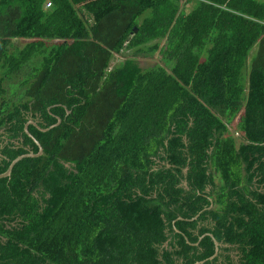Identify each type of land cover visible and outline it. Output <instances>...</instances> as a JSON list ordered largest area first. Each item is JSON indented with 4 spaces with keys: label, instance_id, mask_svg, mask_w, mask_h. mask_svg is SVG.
<instances>
[{
    "label": "trees",
    "instance_id": "1",
    "mask_svg": "<svg viewBox=\"0 0 264 264\" xmlns=\"http://www.w3.org/2000/svg\"><path fill=\"white\" fill-rule=\"evenodd\" d=\"M57 118L0 264H264V0H0V174Z\"/></svg>",
    "mask_w": 264,
    "mask_h": 264
},
{
    "label": "water",
    "instance_id": "2",
    "mask_svg": "<svg viewBox=\"0 0 264 264\" xmlns=\"http://www.w3.org/2000/svg\"><path fill=\"white\" fill-rule=\"evenodd\" d=\"M135 32H137V29H135ZM68 113H70V112H68ZM57 120H58V123L55 124V125H53V126H51V127L48 128V129H42V128H40V126H39L36 122H34V121H30V122L27 124V126H26V128H25V131H26V133L29 135V137H31L32 140L35 142V144H36L37 147L39 148V152H38L37 154H34V153L25 154V155H22V156L18 157L17 159H15V160L11 163V165H10L9 169L7 170V172L4 173V174H0V179L10 178L11 175H12V173H13V170H14L15 166H16L18 163H20L22 160H24V159H36V158H40L41 156H43V154H44V149H43L41 143H40V142H39L34 136H32V134L29 132V126H35V127H36L37 129H39L41 132H45V133H46V132H48V131H50V130H52V129H54V128H56V127H58V126L61 125L62 120H61L60 118H57ZM232 133H236V131H235L234 129H232ZM236 135H237V137L242 138V135H241L240 133H236ZM213 207H214V206H213V204H212L208 209H205V210H211ZM199 216H200V214L197 215V216H196L195 218H193L192 220H196V219H198ZM179 220H182V219H179ZM176 231L179 232L178 230H176ZM205 236H209V237H211V238L213 239L214 244H215V248H216V252H215V254H214L212 257H210L208 260H205V261H202V262H198V263H196V264H205L207 261H212V260H214V259L219 255V252H220V244H219L218 241L215 239V237H214L212 234H207V235H205ZM205 236L201 237V239L199 240V242L196 243V244H193V245H194V246H198V245L200 244V242L202 241V239H203Z\"/></svg>",
    "mask_w": 264,
    "mask_h": 264
},
{
    "label": "rangeland",
    "instance_id": "3",
    "mask_svg": "<svg viewBox=\"0 0 264 264\" xmlns=\"http://www.w3.org/2000/svg\"><path fill=\"white\" fill-rule=\"evenodd\" d=\"M193 6H194V3L187 5L186 6L187 12H189L190 10H192ZM29 42H30L29 40H22V39H20V40H14L13 41V47L14 48H20L21 49L24 46H26ZM255 54H256V49H254L251 52V54H250L249 64L251 62V59L255 56ZM133 57H134V55L128 54L127 52L123 53L120 56L116 55V57H115V59H114V61L112 63V67H115V66L121 64L122 62H124L126 59L133 58ZM138 59H139V65H140V67L142 69H150V68H153V67H156V66H159V65L160 66H164V62H163L162 57L161 56H158V55H155L153 57H149V56L139 57ZM239 143H240V141H239ZM234 257H235V254H234Z\"/></svg>",
    "mask_w": 264,
    "mask_h": 264
},
{
    "label": "built area",
    "instance_id": "4",
    "mask_svg": "<svg viewBox=\"0 0 264 264\" xmlns=\"http://www.w3.org/2000/svg\"><path fill=\"white\" fill-rule=\"evenodd\" d=\"M51 8V3L47 4V9Z\"/></svg>",
    "mask_w": 264,
    "mask_h": 264
}]
</instances>
